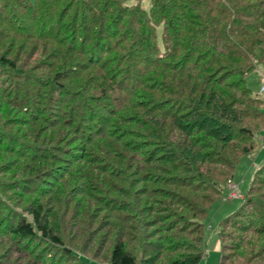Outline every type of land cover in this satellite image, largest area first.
<instances>
[{"label":"trees","instance_id":"16d2710c","mask_svg":"<svg viewBox=\"0 0 264 264\" xmlns=\"http://www.w3.org/2000/svg\"><path fill=\"white\" fill-rule=\"evenodd\" d=\"M135 2L0 0V264H200L239 199L264 0ZM217 232L220 264H264V164Z\"/></svg>","mask_w":264,"mask_h":264},{"label":"rangeland","instance_id":"374dc122","mask_svg":"<svg viewBox=\"0 0 264 264\" xmlns=\"http://www.w3.org/2000/svg\"><path fill=\"white\" fill-rule=\"evenodd\" d=\"M158 43L162 48L163 40L161 29L158 30ZM249 86L256 94H259L264 98V95L260 94V90L264 86L263 77L257 75L251 76ZM260 141L259 149L254 154L249 155L250 157H246L241 161L235 172L232 184L230 185L232 190L235 189L236 192H240L238 193L240 196L239 199L233 200L231 197L232 200H223L218 204H215L210 211V216L206 224V259L200 264H220L222 253L217 232L218 227L226 216L234 213L238 209L242 203V197H244L248 191L256 169L264 163V136L260 137ZM229 196L230 193H227V197ZM104 253L105 250L99 248L90 250L89 255L85 254V256L93 262L92 264H110L107 262V257L104 256ZM97 256L102 257L96 259Z\"/></svg>","mask_w":264,"mask_h":264},{"label":"built area","instance_id":"2783aa9c","mask_svg":"<svg viewBox=\"0 0 264 264\" xmlns=\"http://www.w3.org/2000/svg\"><path fill=\"white\" fill-rule=\"evenodd\" d=\"M261 91L264 92V87H262ZM232 191H233V193L231 195L232 198H239L240 197L238 194L239 193L238 191L236 192L235 189H233ZM235 193H237V194H235Z\"/></svg>","mask_w":264,"mask_h":264},{"label":"crops","instance_id":"0c3cea01","mask_svg":"<svg viewBox=\"0 0 264 264\" xmlns=\"http://www.w3.org/2000/svg\"><path fill=\"white\" fill-rule=\"evenodd\" d=\"M264 164V163H263Z\"/></svg>","mask_w":264,"mask_h":264}]
</instances>
